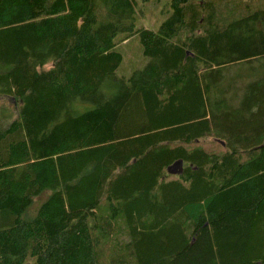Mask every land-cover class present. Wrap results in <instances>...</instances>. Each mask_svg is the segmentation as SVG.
Segmentation results:
<instances>
[{"label": "trees", "instance_id": "obj_1", "mask_svg": "<svg viewBox=\"0 0 264 264\" xmlns=\"http://www.w3.org/2000/svg\"><path fill=\"white\" fill-rule=\"evenodd\" d=\"M159 2L0 0V264H264V0Z\"/></svg>", "mask_w": 264, "mask_h": 264}, {"label": "rangeland", "instance_id": "obj_2", "mask_svg": "<svg viewBox=\"0 0 264 264\" xmlns=\"http://www.w3.org/2000/svg\"><path fill=\"white\" fill-rule=\"evenodd\" d=\"M170 0H161V2L156 3L152 6L146 8L145 16H143V23L148 27H156L160 20V10L166 6V2ZM118 49L124 55V61L117 71L119 76H129L132 72L137 69L142 68L147 62L148 58L143 55L142 44L138 36H133L127 42L119 45ZM255 64V63H254ZM256 65V64H255ZM256 69H251L247 66L237 67L231 71L230 78L236 79L237 81H246L255 79L264 70V67H258ZM2 105V100L0 99V106ZM50 192L43 193L42 195L35 198L34 203L28 210L29 216H34L38 211V208L47 198Z\"/></svg>", "mask_w": 264, "mask_h": 264}, {"label": "water", "instance_id": "obj_3", "mask_svg": "<svg viewBox=\"0 0 264 264\" xmlns=\"http://www.w3.org/2000/svg\"><path fill=\"white\" fill-rule=\"evenodd\" d=\"M183 169H184V161L180 159L174 162L172 165H170L167 168V172L170 175H179V174H182Z\"/></svg>", "mask_w": 264, "mask_h": 264}]
</instances>
